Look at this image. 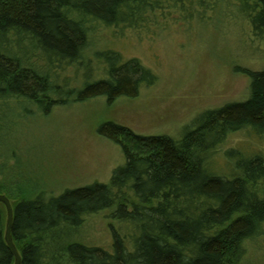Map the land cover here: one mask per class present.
Returning a JSON list of instances; mask_svg holds the SVG:
<instances>
[{
	"label": "trees",
	"instance_id": "obj_1",
	"mask_svg": "<svg viewBox=\"0 0 264 264\" xmlns=\"http://www.w3.org/2000/svg\"><path fill=\"white\" fill-rule=\"evenodd\" d=\"M216 1L0 0V102L22 99L41 108L45 102L49 110L71 97L75 102L102 97L109 104L136 98L156 76L139 60L124 61L108 50L95 55L103 77L84 78L76 90L61 78L59 86L65 65L83 58L86 25L131 28L146 22L148 12L164 13L170 3L193 18L197 7L213 11ZM238 7L254 38L264 41V0H240ZM34 52L45 60L46 72L29 62ZM49 71L56 73L55 82ZM244 73L250 80L248 98L202 112L179 139L102 125L99 135L119 147L125 160L108 184L56 197L24 194L17 178L0 171V195L13 207L12 237L15 246L21 243L16 246L21 264H240L246 243L264 226V151L225 149L230 135L242 131L264 145V71ZM7 128L0 119V149ZM106 210L125 224V232L112 230L111 253L70 240L87 216ZM5 223L0 203V264H13Z\"/></svg>",
	"mask_w": 264,
	"mask_h": 264
},
{
	"label": "rangeland",
	"instance_id": "obj_2",
	"mask_svg": "<svg viewBox=\"0 0 264 264\" xmlns=\"http://www.w3.org/2000/svg\"><path fill=\"white\" fill-rule=\"evenodd\" d=\"M239 1L218 0L213 11L197 7L193 18L170 3L164 13L148 12L146 22L131 28L88 23L83 58L65 65L57 79L59 86H63L61 78H68L67 88L76 90L84 78L103 77L95 55L107 50L124 61L139 60L154 73L155 84L142 88L136 98L121 97L110 104L102 97L84 102L71 97L46 110L45 102L43 108L22 99L4 106L0 102V119L8 127L0 149L2 154L7 152L0 157V171L17 178L24 194L43 191L56 197L66 190L108 184L125 160L119 147L99 135L102 125H120L140 136L179 139L202 112L245 101L250 80L244 72L264 71V41L254 38ZM29 62L46 72L45 60L38 59L37 53L31 54ZM49 72L55 82L56 73ZM227 147L264 151L263 142L246 131L231 134ZM112 230L125 232V224L106 210L87 216L69 238L111 253ZM245 248L240 264H264V226Z\"/></svg>",
	"mask_w": 264,
	"mask_h": 264
},
{
	"label": "water",
	"instance_id": "obj_3",
	"mask_svg": "<svg viewBox=\"0 0 264 264\" xmlns=\"http://www.w3.org/2000/svg\"><path fill=\"white\" fill-rule=\"evenodd\" d=\"M0 203L3 204L5 207L6 211V223H5V232H4V240L13 254L14 257V263L13 264H21V256L14 244L13 237H12V225H13V207L11 205L10 200L3 196L0 195Z\"/></svg>",
	"mask_w": 264,
	"mask_h": 264
}]
</instances>
